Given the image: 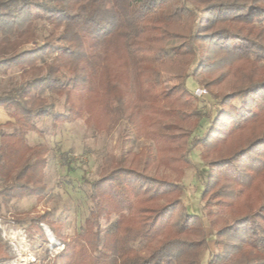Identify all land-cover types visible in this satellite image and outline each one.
<instances>
[{"label": "trees", "instance_id": "obj_1", "mask_svg": "<svg viewBox=\"0 0 264 264\" xmlns=\"http://www.w3.org/2000/svg\"><path fill=\"white\" fill-rule=\"evenodd\" d=\"M37 21L50 30L25 47ZM11 70L19 79L0 91L12 119L0 123L3 199L46 194L49 147L27 140L43 135L45 116L53 127L96 120V129L125 116L152 144L102 166L74 235L61 233L50 210L31 217L30 235L45 238V223L64 242L54 264H264V0H0V78ZM163 74L182 80L167 88ZM196 75L216 101L214 116L184 82ZM197 147L207 168L203 215L215 229L204 263L203 218L182 198ZM150 166L176 176L149 174ZM2 251L0 240V259Z\"/></svg>", "mask_w": 264, "mask_h": 264}, {"label": "rangeland", "instance_id": "obj_2", "mask_svg": "<svg viewBox=\"0 0 264 264\" xmlns=\"http://www.w3.org/2000/svg\"><path fill=\"white\" fill-rule=\"evenodd\" d=\"M37 37L34 42L25 47H32L39 43L48 33V24L37 21ZM178 40H171L167 46H178ZM171 58L168 50L166 59ZM10 78L19 79L18 71L11 70L8 76L0 78V91L7 88ZM182 79L163 74V84L170 88ZM188 89L197 98L196 106L204 113L214 116L217 107L216 101L211 97L207 87L201 82L200 75L184 80ZM230 81L221 85L219 89L228 90ZM204 88L205 94L198 95L196 90ZM56 101V106L61 105ZM5 119L12 120L5 109H0V123ZM96 120L90 123L80 118L73 122L52 126V117L45 116L38 121L43 135L34 132L27 134L30 144L45 143L48 145V164L45 182L47 192L41 198L25 197L21 199H3L0 197V240L5 251L0 264H54L56 255L63 250L64 242L57 239L50 227L41 223L45 238L37 233L30 235L26 230L31 217L50 210L51 217L60 222V231L66 236H72L80 230L91 208L89 199L90 182L101 175L103 165H109L117 157L128 158L130 152H137L143 146L152 145L144 137H137L131 124L126 122L125 116L110 119L104 128H94ZM209 123L204 116L194 134H201ZM191 165L184 168L181 181L185 186L182 194L183 201L189 213L201 215L203 218L205 234L207 236L208 250L201 255L204 263L209 251L215 250L214 228L203 215V206L200 199L203 182L206 178L207 168L200 158L199 148H193L189 154ZM149 174H163L171 178L176 175L169 168L150 166L146 169ZM220 225V224H218ZM230 264H242L233 260Z\"/></svg>", "mask_w": 264, "mask_h": 264}, {"label": "built area", "instance_id": "obj_3", "mask_svg": "<svg viewBox=\"0 0 264 264\" xmlns=\"http://www.w3.org/2000/svg\"><path fill=\"white\" fill-rule=\"evenodd\" d=\"M205 89L203 88H198L197 90H196V93L198 94V95H202V94H205Z\"/></svg>", "mask_w": 264, "mask_h": 264}, {"label": "crops", "instance_id": "obj_4", "mask_svg": "<svg viewBox=\"0 0 264 264\" xmlns=\"http://www.w3.org/2000/svg\"><path fill=\"white\" fill-rule=\"evenodd\" d=\"M0 109H3L2 107H0ZM6 120H10V119H5L3 122H5ZM1 122V121H0Z\"/></svg>", "mask_w": 264, "mask_h": 264}]
</instances>
